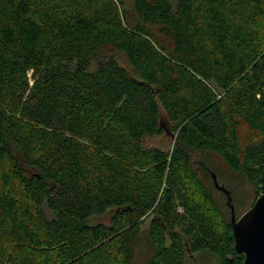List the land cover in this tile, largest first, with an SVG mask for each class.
Instances as JSON below:
<instances>
[{
  "label": "trees",
  "instance_id": "1",
  "mask_svg": "<svg viewBox=\"0 0 264 264\" xmlns=\"http://www.w3.org/2000/svg\"><path fill=\"white\" fill-rule=\"evenodd\" d=\"M196 155L264 193V0H0V264H243Z\"/></svg>",
  "mask_w": 264,
  "mask_h": 264
},
{
  "label": "rangeland",
  "instance_id": "2",
  "mask_svg": "<svg viewBox=\"0 0 264 264\" xmlns=\"http://www.w3.org/2000/svg\"><path fill=\"white\" fill-rule=\"evenodd\" d=\"M104 54L108 57L114 58L120 66L125 68L130 74H133V68L124 53L112 48H106L104 50ZM95 64L96 63H93L92 67H94ZM144 144L146 147H155L169 151L174 145V138L171 135L165 134L153 138H146L144 140ZM195 160L198 161L199 164L203 165L206 175L210 177L214 176L218 184L229 191L230 195L233 197L232 204L234 206L235 217L237 219L253 206L258 191L252 188L239 175L232 173L226 166L223 165L220 159L213 155H207L204 157L196 155ZM214 193L219 204L222 206L227 215L230 216V208L227 205V196L216 188ZM111 217L112 210H109L105 215L92 216L89 223L91 225L99 223L109 224ZM149 224L150 219L147 218L140 225V236L135 241L133 250L132 259L134 264H143L154 253L148 237ZM186 259L187 264H219V260L215 256L205 252L194 255L188 252Z\"/></svg>",
  "mask_w": 264,
  "mask_h": 264
},
{
  "label": "water",
  "instance_id": "3",
  "mask_svg": "<svg viewBox=\"0 0 264 264\" xmlns=\"http://www.w3.org/2000/svg\"><path fill=\"white\" fill-rule=\"evenodd\" d=\"M220 189L228 197V205L232 212L235 251L244 255L243 264H264V193L237 219L229 191L223 187Z\"/></svg>",
  "mask_w": 264,
  "mask_h": 264
}]
</instances>
